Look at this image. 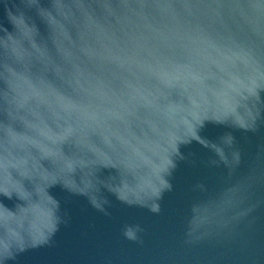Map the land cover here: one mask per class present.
<instances>
[{"label": "water", "instance_id": "obj_1", "mask_svg": "<svg viewBox=\"0 0 264 264\" xmlns=\"http://www.w3.org/2000/svg\"><path fill=\"white\" fill-rule=\"evenodd\" d=\"M18 4L9 19L20 38L6 32L0 44L15 40L23 63L19 73L5 67L17 77L25 131L4 133L46 153L63 182L91 184L110 204L105 214L60 187L41 192L0 227V257L264 264V0ZM0 28L12 30L3 0ZM64 209L70 220L53 233ZM126 226L142 229L136 241Z\"/></svg>", "mask_w": 264, "mask_h": 264}, {"label": "clouds", "instance_id": "obj_2", "mask_svg": "<svg viewBox=\"0 0 264 264\" xmlns=\"http://www.w3.org/2000/svg\"><path fill=\"white\" fill-rule=\"evenodd\" d=\"M18 0H3V11L7 21L12 25V30L0 28V40H7L6 32L13 33L17 38L20 34L16 26L11 22L9 16L14 8L19 7ZM52 0H41L42 8H51ZM36 15L35 25L37 31L47 36L50 29L47 23L36 9H30ZM43 26L44 32L41 31ZM6 30V31H5ZM15 40L8 41L7 45L0 44V196L8 200H14V208L7 207L0 201V227L6 225L17 212L24 214L37 205L41 192L50 193L51 188L60 187L69 196H86L88 204L97 211L107 214L106 205L108 201H99L98 197L90 191L92 185L85 188H76L74 185L63 182L61 179L62 169L43 151L32 149L24 141L9 137L4 133L7 127H13L17 132L25 131L23 123L18 119L22 113L21 96L16 91V75L6 70V64H13L17 73L24 70L23 63L15 57ZM103 170V164L99 165ZM49 199L52 200L49 195ZM57 208L59 201L52 200ZM158 212L159 208L151 209ZM70 220V213L67 209L60 212L59 217L51 224V231L55 233L62 224L66 225ZM142 231L139 226H126L123 234L126 239L136 241L137 232ZM52 243V240L49 241ZM23 251V248L20 249ZM15 259L11 252L0 257V264H8Z\"/></svg>", "mask_w": 264, "mask_h": 264}]
</instances>
